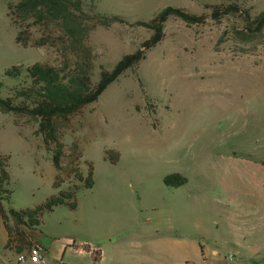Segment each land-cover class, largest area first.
I'll list each match as a JSON object with an SVG mask.
<instances>
[{
	"label": "rangeland",
	"instance_id": "1",
	"mask_svg": "<svg viewBox=\"0 0 264 264\" xmlns=\"http://www.w3.org/2000/svg\"><path fill=\"white\" fill-rule=\"evenodd\" d=\"M229 2L84 1L89 14L123 20L96 26L87 35L94 82L101 68L111 69L124 54L143 49L152 31L135 22L149 20L165 6L202 19L187 24L168 18L162 39L144 50L135 67L108 85L96 101L56 121L59 171L36 132L37 122L0 112V159L8 175L2 188L10 191L0 200L4 210L31 208L75 185V207L55 206L35 227L37 239L50 251L48 264H88L87 255L74 253L77 246L100 248L103 264H138L141 257H161L166 241L195 237L200 227L208 235L224 236L204 242L217 244L226 255L235 248L225 222L247 223L255 236L247 240H263L264 28L244 41L234 32L243 28L238 14L212 17V6ZM239 2L252 15L264 9V0ZM15 3L0 0L3 96L16 83L3 75L10 66L58 64L73 55L52 25V46H32L30 40L28 45L16 43L19 22L11 11ZM21 25L31 38L41 33L30 21ZM78 171L84 177L92 172L91 187L77 182ZM175 173L187 182H163ZM4 237L0 220V253ZM259 249L251 264H264V247ZM173 254L178 257L182 251L174 248Z\"/></svg>",
	"mask_w": 264,
	"mask_h": 264
},
{
	"label": "trees",
	"instance_id": "2",
	"mask_svg": "<svg viewBox=\"0 0 264 264\" xmlns=\"http://www.w3.org/2000/svg\"><path fill=\"white\" fill-rule=\"evenodd\" d=\"M84 1L86 0H16L11 10L14 22H19L16 43L28 45L30 40L32 46H52L53 41L49 34V27L52 25L61 34L59 40L64 42L65 48L68 47L73 54L58 64L36 62L28 66L21 64L10 66L3 75L5 79L16 83L4 96L1 95V91L5 85L3 80H0V112L28 116L37 122L36 132L41 135L46 150L50 152L51 164L56 171L60 170L61 155V144L56 135V121L66 120L84 106L96 101L108 85L126 70L135 67L144 58V50L162 39L164 23L168 18L176 17L187 24L198 23L202 19L182 8L165 6L149 20L135 22L152 31L151 36L143 42V49L124 54L111 69L101 68L97 81L94 82L93 54L86 44L87 35L96 26L107 27L123 20L117 16L89 14L83 7ZM211 8V15L215 19L238 14L242 18L243 28L235 29L234 32L244 41H251L264 28V9L252 15L250 9L243 7L239 0H231L227 4H218ZM25 21L42 28L37 38H31L29 31L21 28V23ZM2 164L0 159V200L10 195V191L2 188L8 179ZM75 179L84 187H91L93 184L91 171L86 177L78 171ZM163 182L179 186L185 184L187 180L175 173L165 176ZM74 189L75 185L66 192L52 195L31 208L19 210L9 208L6 211L0 205V217L8 234L6 247H10L13 242L16 252L21 251L24 246L29 247L31 245L29 231L35 230L42 214L52 211L58 205L65 204L71 209L75 207V202L71 200Z\"/></svg>",
	"mask_w": 264,
	"mask_h": 264
},
{
	"label": "crops",
	"instance_id": "3",
	"mask_svg": "<svg viewBox=\"0 0 264 264\" xmlns=\"http://www.w3.org/2000/svg\"><path fill=\"white\" fill-rule=\"evenodd\" d=\"M1 220V219H0ZM247 220V218L245 219ZM1 224L2 220H1ZM226 228L230 227L231 239L233 247L235 250L228 252L224 255L217 244H208L204 240L214 238H223L224 236L219 233L215 235H208L209 233L202 230L200 227L199 230L195 233V237L188 235L183 237L181 240L166 241L162 245L164 254L161 257H141L138 258V264H251V260L254 257V254L260 253V247H264V238L263 240L248 239V237H255L252 234L253 227L249 226L247 223H241L239 225H231L224 223ZM217 228V227H216ZM4 242L3 249L4 251L0 253V264H21L23 260H29L27 249L31 245L37 244L42 248V255L46 259L48 264V252L46 246L41 240L37 239L38 231L30 230L31 245L29 247H22L21 251L16 252L14 248V242L11 243L10 247H6L8 240V234L4 228ZM200 236V237H199ZM94 248L95 250L91 252L90 250H85L82 247L77 246L73 248L74 253L78 255H87L89 257L88 264H103L105 256L102 253L101 249L95 246H88ZM174 248H178L182 251V255L175 257L173 254ZM24 254L25 258L23 260L19 259V256ZM30 261V260H29ZM31 262V261H30Z\"/></svg>",
	"mask_w": 264,
	"mask_h": 264
},
{
	"label": "built area",
	"instance_id": "4",
	"mask_svg": "<svg viewBox=\"0 0 264 264\" xmlns=\"http://www.w3.org/2000/svg\"><path fill=\"white\" fill-rule=\"evenodd\" d=\"M88 250L93 252L95 249L92 247H89ZM27 255H28L29 260L35 264H45L46 263V259L42 255V248L37 244L31 245L29 247ZM24 258H25L24 254L19 256L20 260H23Z\"/></svg>",
	"mask_w": 264,
	"mask_h": 264
}]
</instances>
